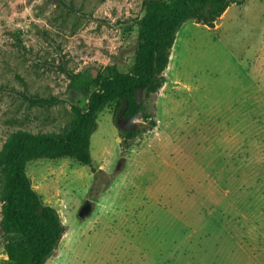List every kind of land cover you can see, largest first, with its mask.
<instances>
[{
    "label": "rangeland",
    "instance_id": "rangeland-1",
    "mask_svg": "<svg viewBox=\"0 0 264 264\" xmlns=\"http://www.w3.org/2000/svg\"><path fill=\"white\" fill-rule=\"evenodd\" d=\"M144 7L0 0V150L19 129L67 130L96 89L86 73L127 71ZM163 73L129 146L108 105L91 165L27 163L64 224L44 264H264V0L231 2L213 26L186 20ZM3 184L0 167V220ZM86 199L93 209L80 218ZM5 242L0 225V264H10Z\"/></svg>",
    "mask_w": 264,
    "mask_h": 264
},
{
    "label": "trees",
    "instance_id": "trees-1",
    "mask_svg": "<svg viewBox=\"0 0 264 264\" xmlns=\"http://www.w3.org/2000/svg\"><path fill=\"white\" fill-rule=\"evenodd\" d=\"M244 0H145L144 14L138 20V43L134 61L127 71L107 64L94 76L86 73L87 107L78 110L63 132L16 130L0 150L4 172L0 225L6 238L5 250L10 264H44L64 232L57 209L45 203L33 188L26 165L36 158L70 157L91 165L90 138L97 126V114L112 105V117L118 124L142 110L144 97L158 92L165 81L166 68L177 31L189 19L213 26L231 2ZM75 80V78L73 79ZM150 126L155 120L150 119ZM150 126L145 127L150 128ZM139 128L122 130L124 147ZM123 147V148H124Z\"/></svg>",
    "mask_w": 264,
    "mask_h": 264
},
{
    "label": "water",
    "instance_id": "water-1",
    "mask_svg": "<svg viewBox=\"0 0 264 264\" xmlns=\"http://www.w3.org/2000/svg\"><path fill=\"white\" fill-rule=\"evenodd\" d=\"M143 112L139 110L137 113L133 114L128 120L118 121V125L122 130H130L136 128V122L139 115ZM93 209V202L90 199H86L78 210V216L84 218L88 216Z\"/></svg>",
    "mask_w": 264,
    "mask_h": 264
},
{
    "label": "flooded vegetation",
    "instance_id": "flooded-vegetation-1",
    "mask_svg": "<svg viewBox=\"0 0 264 264\" xmlns=\"http://www.w3.org/2000/svg\"><path fill=\"white\" fill-rule=\"evenodd\" d=\"M130 117H131V116H130ZM130 117L125 118V119H120L119 121L121 122V121H123V120H128Z\"/></svg>",
    "mask_w": 264,
    "mask_h": 264
},
{
    "label": "bare ground",
    "instance_id": "bare-ground-1",
    "mask_svg": "<svg viewBox=\"0 0 264 264\" xmlns=\"http://www.w3.org/2000/svg\"><path fill=\"white\" fill-rule=\"evenodd\" d=\"M174 44V43H173ZM173 50H175V49H173Z\"/></svg>",
    "mask_w": 264,
    "mask_h": 264
}]
</instances>
